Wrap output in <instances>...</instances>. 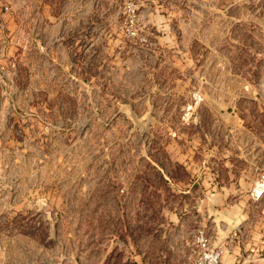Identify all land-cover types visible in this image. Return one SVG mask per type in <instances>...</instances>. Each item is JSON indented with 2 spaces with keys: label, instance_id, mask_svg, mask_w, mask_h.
I'll list each match as a JSON object with an SVG mask.
<instances>
[{
  "label": "rangeland",
  "instance_id": "rangeland-1",
  "mask_svg": "<svg viewBox=\"0 0 264 264\" xmlns=\"http://www.w3.org/2000/svg\"><path fill=\"white\" fill-rule=\"evenodd\" d=\"M220 20L224 56L253 80L264 0H0V264H224L235 247L254 263L256 229L220 222L215 196L259 200L264 164L232 144L237 123L263 138L264 99L234 120L229 91L177 97L180 73L160 67L162 45L195 58Z\"/></svg>",
  "mask_w": 264,
  "mask_h": 264
},
{
  "label": "crops",
  "instance_id": "crops-1",
  "mask_svg": "<svg viewBox=\"0 0 264 264\" xmlns=\"http://www.w3.org/2000/svg\"><path fill=\"white\" fill-rule=\"evenodd\" d=\"M237 21L239 22V20ZM233 24L234 21H232V26ZM221 26V20L219 22L205 23L202 33L205 34V38L209 37V40L201 43L198 55L195 54L197 58L195 56L193 58L192 45L189 43L182 48L175 45H162L161 48L165 51L166 59L162 60L164 65L160 67L171 66L177 69V73H180L181 79L177 80L176 83L177 90L174 86L172 87V91H174V94L177 93V97L182 98L183 95V98L186 96V98L191 99V93L196 90L203 102H215L222 100L223 93L229 91V98L233 101L232 118L240 120L237 107L240 99H264V61L262 65L258 61L249 63V65L256 66L259 72L252 78L253 80L242 79L238 70L236 71L233 62L224 56ZM201 28L203 29V27ZM175 52L176 54H174ZM174 57H177V59ZM194 78L195 80L193 81ZM240 78L243 83L241 90L239 87ZM226 86H228V89H224ZM197 104L198 102H196L194 107L186 108L190 115L198 114L196 110ZM233 132L234 135H241V139L237 138L236 142L233 141L232 144L237 152L240 153V157L244 156L248 163H251L253 158L260 157L261 162L264 164V129L262 130V139H258L260 137L258 129L250 124L237 123L234 125ZM244 174H249L248 167L246 170H241V176L239 177L241 179L253 178L251 176L244 178L243 176H247ZM238 188L237 185L236 188H227L226 191H220L216 194L215 202L219 207L223 204L230 206V213L221 215L220 222L232 227L242 220L249 222L256 229L254 233L257 234L251 244L252 247H250L254 255L252 262H254L253 264H264V189H259L258 192H261L258 197L259 200L254 201L249 193H238L240 190ZM255 188L256 186L252 183L250 190L253 191ZM250 204H254L253 208L258 210V213L253 218L249 216ZM246 211H248L247 218L242 216V213ZM240 216H242V219H240ZM241 253V248L235 247L232 253L224 258V264H234Z\"/></svg>",
  "mask_w": 264,
  "mask_h": 264
},
{
  "label": "built area",
  "instance_id": "built-area-1",
  "mask_svg": "<svg viewBox=\"0 0 264 264\" xmlns=\"http://www.w3.org/2000/svg\"><path fill=\"white\" fill-rule=\"evenodd\" d=\"M199 242H200V245L203 247L204 250L208 249V240L203 233H201V235L199 237ZM204 258L209 263L213 260V255H211V253H208V254H205ZM203 264H205V263H203Z\"/></svg>",
  "mask_w": 264,
  "mask_h": 264
}]
</instances>
